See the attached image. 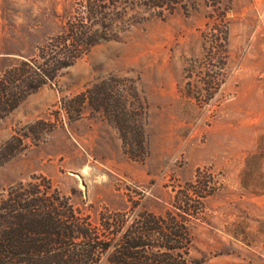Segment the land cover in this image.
Returning a JSON list of instances; mask_svg holds the SVG:
<instances>
[{"label": "rangeland", "instance_id": "rangeland-1", "mask_svg": "<svg viewBox=\"0 0 264 264\" xmlns=\"http://www.w3.org/2000/svg\"><path fill=\"white\" fill-rule=\"evenodd\" d=\"M154 1L105 0L90 21L103 2L0 0V78L70 19L112 23L0 121V149L18 146L0 193L45 176L102 241L176 217L182 264H264V0Z\"/></svg>", "mask_w": 264, "mask_h": 264}, {"label": "trees", "instance_id": "trees-1", "mask_svg": "<svg viewBox=\"0 0 264 264\" xmlns=\"http://www.w3.org/2000/svg\"><path fill=\"white\" fill-rule=\"evenodd\" d=\"M146 1L150 7H163L160 2ZM107 7L87 5L86 18L92 21L95 14H101ZM110 25L98 20L91 25L84 20L78 25L70 19L64 31L54 38L50 52L42 48V57L24 60L6 71L0 78V121L26 96L53 81L60 69L71 66L86 50L106 38L100 34L106 35ZM13 142L0 149V165L16 155L18 146ZM75 211L69 197L45 176L19 181L1 192L0 264H96L91 262L95 252L112 247L114 251L107 264H182L188 251L183 242L188 238V230L177 224L176 217L170 222L165 217L144 213L113 244L112 240L102 241L94 236L95 232L78 222ZM77 239H88V243L79 249Z\"/></svg>", "mask_w": 264, "mask_h": 264}]
</instances>
